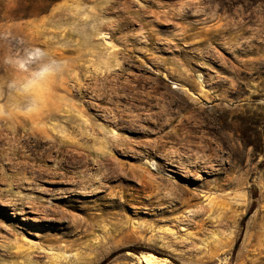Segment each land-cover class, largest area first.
Instances as JSON below:
<instances>
[{
  "label": "rangeland",
  "instance_id": "rangeland-1",
  "mask_svg": "<svg viewBox=\"0 0 264 264\" xmlns=\"http://www.w3.org/2000/svg\"><path fill=\"white\" fill-rule=\"evenodd\" d=\"M0 103V264H264V0H0Z\"/></svg>",
  "mask_w": 264,
  "mask_h": 264
},
{
  "label": "clouds",
  "instance_id": "clouds-1",
  "mask_svg": "<svg viewBox=\"0 0 264 264\" xmlns=\"http://www.w3.org/2000/svg\"><path fill=\"white\" fill-rule=\"evenodd\" d=\"M45 51L36 48L33 52H30L26 59L17 60L14 65V70L17 73H24L26 70L28 74L19 80L17 78L10 79L6 82L4 87L9 93L13 95L21 94H33L39 96L43 91L44 82L56 77L61 71V62L52 59L49 63L41 64L38 68L28 69V65L32 64L37 59L45 55ZM4 63L13 66V61L5 57ZM38 105L35 102L26 103L21 106L20 111L25 115L33 114L37 110ZM7 114V107L5 104L0 103V117Z\"/></svg>",
  "mask_w": 264,
  "mask_h": 264
},
{
  "label": "bare ground",
  "instance_id": "bare-ground-1",
  "mask_svg": "<svg viewBox=\"0 0 264 264\" xmlns=\"http://www.w3.org/2000/svg\"><path fill=\"white\" fill-rule=\"evenodd\" d=\"M138 259L139 264H173L168 260L156 257L155 254L142 255Z\"/></svg>",
  "mask_w": 264,
  "mask_h": 264
}]
</instances>
